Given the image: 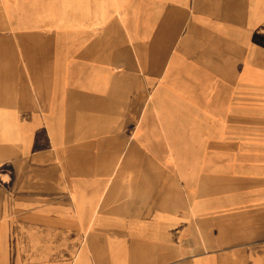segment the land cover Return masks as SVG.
<instances>
[{"label": "rangeland", "instance_id": "1", "mask_svg": "<svg viewBox=\"0 0 264 264\" xmlns=\"http://www.w3.org/2000/svg\"><path fill=\"white\" fill-rule=\"evenodd\" d=\"M66 1L0 0V47L17 46L29 73L36 58L68 59L74 86L97 65L109 70L102 84L111 94L100 92L97 102L91 90L74 89V101L113 114L117 127L127 121L124 94L147 86L137 125L116 129L117 141L81 143L74 131L60 147L75 170L146 168L170 194L171 221L160 229L149 223L153 215L135 216L134 204L120 200L127 231L95 232L80 211L46 210L70 219L72 234L29 243L52 253L36 264H226V237L253 218L248 204L264 189L256 174L264 153V0H102L99 23ZM35 156L36 109H0V250L1 239L36 242V189L26 177ZM121 180L125 192L115 199L132 187ZM23 260L0 257V264Z\"/></svg>", "mask_w": 264, "mask_h": 264}, {"label": "crops", "instance_id": "2", "mask_svg": "<svg viewBox=\"0 0 264 264\" xmlns=\"http://www.w3.org/2000/svg\"><path fill=\"white\" fill-rule=\"evenodd\" d=\"M100 1L102 0L66 2L71 11L79 10L86 19L93 17L92 22L99 23L103 12L98 5ZM1 45L3 47L0 50L3 54L6 52L7 57H0V109H36V156L33 158L36 167L34 175L33 170L32 174L26 173L28 187L36 189V242L14 241L13 237L1 239L5 243L1 245L4 247L0 250L3 252L0 257L26 259L18 264H36V257L52 256L50 252L41 253L38 250L39 244L29 243L47 241L56 234L67 237L72 234V222L70 219L61 222L47 217L44 213L46 210L64 209L69 211L66 213L69 217L71 211H80L78 215L84 225L90 226L95 232L103 228L127 231L128 226H124L126 221L123 219L128 215L116 212L120 207L115 202L122 200L129 203V207L134 204L131 213L135 216L153 215L150 216L152 220L149 223L160 229L170 223L171 219L165 215L164 208V203L171 199L170 194L163 192L162 186L154 181L146 168L123 171L124 169H111L105 165L97 170H75L70 168V160L65 158L60 147L73 142L74 131L75 136L77 134L75 140H80L81 143H99L98 139L106 135L117 141L116 129L137 125L142 109L136 107L141 104L142 99L147 98V86H134L124 94L128 100L127 121L117 127L113 114L105 113L104 109L89 108L78 100L74 101V89L80 92L91 90L97 102L100 92L111 94V87L102 84L105 79L112 78L109 70L105 71L97 65L87 75H80L81 78L77 79L80 84L74 86L72 62L68 59L36 58V73H29L25 68L28 65L25 59L15 57L19 48L6 42ZM46 45L50 46V43ZM126 76L128 75L125 74L124 78ZM146 77L143 74L140 78L146 80ZM95 82L97 84L94 86ZM74 109L78 110L75 112V127L71 124ZM18 166L23 168V159L18 160ZM256 174L264 184V153L258 155ZM121 179H130L132 187L124 195V199H115L114 194L125 192ZM248 208L256 210L253 218L248 220L246 226L241 227L237 236H227L225 239L226 264H264V189L259 200L248 204Z\"/></svg>", "mask_w": 264, "mask_h": 264}]
</instances>
